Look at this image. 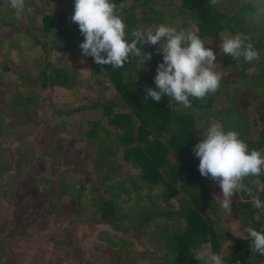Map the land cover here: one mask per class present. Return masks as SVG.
I'll return each mask as SVG.
<instances>
[{
	"label": "trees",
	"instance_id": "obj_1",
	"mask_svg": "<svg viewBox=\"0 0 264 264\" xmlns=\"http://www.w3.org/2000/svg\"><path fill=\"white\" fill-rule=\"evenodd\" d=\"M115 4L127 31L168 23L189 28L206 41L218 40L224 31L230 34L239 31L248 35L259 58L247 62L240 58L236 63L230 55L219 54L222 76L218 88L203 98H190L189 108L177 106L167 95L159 101L145 100V86L154 87L152 76L161 59V55L153 51L158 44L146 45L145 50L152 55L143 65L135 56H130L122 67L100 65L90 56L83 57L78 47L83 36L71 20L73 0H68L67 9L58 15L46 12L35 0H26V7L19 16L10 7L9 0H0V37L12 32L4 39L6 55L12 61H22L28 51L36 48L41 49L46 59L50 50L67 52L76 60L87 62L92 90L98 91L106 83L114 90L112 97L91 106L101 109L108 126L101 120L92 121L83 137L93 148L82 154V168L98 179L94 189L98 213L95 222L106 223L118 231L136 232L138 239L148 237L153 248L142 256L149 264H203L194 257L201 246L208 243L213 252L221 254L228 241L231 242L228 251L222 256L226 264H264V255L251 250L245 231L242 238L231 240L219 229L217 198L207 184L210 178L199 173V158L192 151V146L202 138V129L215 120L226 130H236L249 148L259 149L262 154L264 0H115ZM24 17L26 26L21 23ZM2 47L0 39V50ZM1 59L0 55V65ZM74 77L71 70L57 68L48 60L38 76H20L23 88L17 89L11 98L0 95V188L6 196H12L18 182L29 177H33L34 184L42 191L48 190L49 179L30 170L35 157L31 145L22 140L19 156L14 159L12 148L4 145L1 138L14 136L15 128L27 122L36 111L39 94L33 85L67 87ZM241 95L246 96V105H242ZM217 97L225 98L227 105L214 107ZM80 109L73 108L58 116L72 115ZM253 127L259 129L256 138L250 137ZM54 139L51 151L60 155L61 149L57 146L66 141L60 134ZM119 151H122L123 162H120ZM171 151L176 154L174 162L169 158ZM53 157L43 155L39 161L47 163ZM14 162L18 168L12 172ZM243 182L250 192L234 193L232 210L225 213L235 215L242 229L248 225L264 231V206L255 208L250 199L251 195H258L264 201V171L245 177ZM66 185H62L59 194L47 204L59 208L73 197L82 210L88 197V185L82 177L69 193L65 191ZM119 242L120 247L125 244L123 240ZM120 254L121 248L118 257ZM0 264H6L1 257Z\"/></svg>",
	"mask_w": 264,
	"mask_h": 264
},
{
	"label": "rangeland",
	"instance_id": "obj_2",
	"mask_svg": "<svg viewBox=\"0 0 264 264\" xmlns=\"http://www.w3.org/2000/svg\"><path fill=\"white\" fill-rule=\"evenodd\" d=\"M35 1L41 4L46 12L54 15L66 10L68 3V0L50 3L45 0ZM67 20L70 22L69 16ZM21 23L26 26L25 17ZM11 33L8 31L5 36L0 37L3 42L0 50V95L11 98L17 89L23 88L19 82L20 76H38L45 69L48 60L57 68L71 70L75 77L67 87L33 85L39 94L36 111L27 122L15 128L14 136L1 138L4 145L12 148L14 159L19 156L21 141L28 142L35 152L30 170L44 179H49V183L48 190L44 192L34 184L33 177L21 179L12 196H6L4 189L0 188V257L6 264H149V260L142 256L153 248L148 237L138 239L136 232L118 231L106 223L95 222L98 213L94 189L98 179L86 168H82V154L93 148L83 139L85 131L95 120H101L102 124L108 126L106 117H102L101 109H92L91 106L112 97L114 90L109 83L102 85L98 91L92 90L89 87L91 80L87 62L76 60L67 52L50 50L49 59H46L41 49L36 48L28 51L22 61H12L6 55L7 45L4 40L9 38ZM224 35L231 34L224 31L219 39ZM219 39L206 41V47L218 52ZM214 62L219 63V54ZM216 70L220 71L219 64L216 65ZM246 100V96L241 95L242 105H246ZM226 105L227 100L223 97H217L214 101V107L221 108ZM73 108L81 109L72 115L62 118L58 116V113H66ZM260 118L264 122V113H261ZM258 132L259 129L253 127L250 137L256 138ZM56 134H60L66 141L64 145L59 143L57 146L61 149V156L51 151ZM43 155L54 157L43 163L39 161V157ZM118 155L120 162H123L122 151H119ZM169 158L174 162L176 154L171 151ZM127 164L129 168L134 169L130 163ZM17 168L18 164L14 162L12 172ZM80 177L88 185V197L82 210H79L73 197L59 208L47 204L59 194L62 185L67 184L65 191L71 192V187ZM207 184L218 201L221 219L219 229L227 233L231 240L242 238L244 229L237 217L226 214L220 205L221 189L217 180L210 178ZM120 240L125 241L122 247L119 246ZM230 243H225L221 256L227 253ZM204 246L210 248L208 243ZM120 248L121 254L118 257Z\"/></svg>",
	"mask_w": 264,
	"mask_h": 264
},
{
	"label": "clouds",
	"instance_id": "obj_3",
	"mask_svg": "<svg viewBox=\"0 0 264 264\" xmlns=\"http://www.w3.org/2000/svg\"><path fill=\"white\" fill-rule=\"evenodd\" d=\"M9 4L19 16L26 0H9ZM71 20L83 36L78 44L82 56H90L100 65L122 67L130 56H135L143 65L152 55L145 50L146 45L158 44L153 50L161 55L152 76L154 87L145 86L144 98L159 101L167 95L171 98L169 101L183 108L191 106L190 98H203L218 88L222 76L216 70L219 63L214 62L218 54H228L236 63L240 58L245 62L259 58L248 35L239 31L219 39V52L206 47L208 42L197 32L174 24L160 23L127 31L115 0H73ZM200 135L202 138L192 146L199 158L198 171L217 180L221 207L230 213L233 194L240 190L250 192L244 178L264 171V155L259 149L249 148L236 130H226L218 122H209ZM250 199L255 208L264 206L258 195H251ZM244 231L251 250L264 255V231L248 225ZM194 257L203 264H226L221 254L207 246H201Z\"/></svg>",
	"mask_w": 264,
	"mask_h": 264
}]
</instances>
